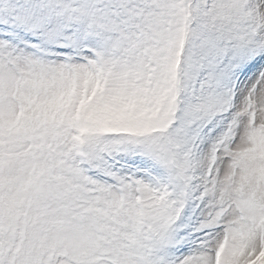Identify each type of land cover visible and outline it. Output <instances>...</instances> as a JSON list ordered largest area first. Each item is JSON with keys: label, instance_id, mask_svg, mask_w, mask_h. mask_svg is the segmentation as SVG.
Segmentation results:
<instances>
[{"label": "rangeland", "instance_id": "obj_1", "mask_svg": "<svg viewBox=\"0 0 264 264\" xmlns=\"http://www.w3.org/2000/svg\"><path fill=\"white\" fill-rule=\"evenodd\" d=\"M0 264H264V0H0Z\"/></svg>", "mask_w": 264, "mask_h": 264}]
</instances>
